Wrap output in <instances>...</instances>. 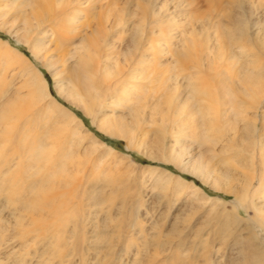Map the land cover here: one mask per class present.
I'll list each match as a JSON object with an SVG mask.
<instances>
[{
	"label": "bare ground",
	"instance_id": "bare-ground-1",
	"mask_svg": "<svg viewBox=\"0 0 264 264\" xmlns=\"http://www.w3.org/2000/svg\"><path fill=\"white\" fill-rule=\"evenodd\" d=\"M206 1L211 4L207 16L193 17L189 30L187 28L176 38L171 33L172 26L161 27L163 8L143 9L142 0H130L135 6L132 11L127 9L129 0H100L98 7L94 2L88 4L87 0H68L63 7L66 10L61 11L63 0H0V25L6 26L8 34L18 41L30 43L35 57L51 70L57 94L90 117L99 132L125 140L127 147H149L146 153L152 159L170 162L200 177L214 190L220 189L221 178L228 176V170L222 172L218 168L234 166L239 169L241 187L230 193H234L242 204L247 201L252 219L262 228L264 244L263 125L259 128L258 138L254 136L257 107L264 95V67L255 61L257 49L254 43L264 51V26L251 32L247 20L251 12L242 1L232 2L235 8L230 12L222 8L221 0ZM89 13L95 16L93 28L78 38L75 29L79 26L75 25V20L81 14L89 17ZM208 24L211 33L204 34L202 42H196L198 31L195 29L200 28L201 33ZM45 26L50 28L56 48L66 50L67 61H71L67 67L64 62L59 72L54 68L53 59L42 54L45 45L41 39L48 32ZM154 26L165 39L169 37L168 40L155 39ZM162 29L171 30L170 35ZM119 31L129 38L124 49L117 48L109 39ZM33 34L38 37L32 38ZM92 34L100 43L93 40ZM93 43L97 45L91 47ZM145 57L151 58L153 66L167 60L162 67L166 77H158V89L164 92L157 96L151 91L144 97L140 83H131L140 80L144 74L145 66L141 67ZM221 61L227 67L218 72L212 83L210 79L205 82L203 72L214 71ZM232 71L236 72L234 80H230ZM10 87L3 91L0 87V264L6 261L7 264H31L32 259H36V264H52L56 258L57 264H70L75 258L80 264L84 262V252L91 251L103 255L98 264H126L125 258L130 259L129 264H196V259L189 254L192 252V245H187L189 237H181L180 233L173 239L168 237L170 232L164 233L170 208L155 221L151 219L148 229L144 228L148 220L134 222V228H139L138 237L131 235L122 239L126 227L118 218L129 217L132 213V209L126 210L129 198L119 192L122 185L113 180L105 184L99 180L93 182L90 174L86 175L88 173L80 179L73 176L74 172L83 171L79 167L83 164H92L90 167L97 169L100 164H105L104 159L111 158L115 162L113 149L90 136L74 114L55 105L47 82L37 74L24 75V82L17 89ZM44 101L47 103L34 115L44 120L36 126L41 134L31 139L29 133L33 131L31 125L36 118L26 117L18 129L16 126L25 112H31ZM106 108L114 115L105 114ZM116 111L120 113L115 115ZM59 116L62 120L57 119ZM152 130L155 133L148 142L146 136ZM187 131L194 136L192 140L199 149L195 156L184 145ZM14 134L15 142L4 152ZM167 136L171 140L166 141V145ZM54 140H60L59 163L50 161L54 151L50 143ZM79 153L85 156L86 163H82ZM46 168L51 171L43 174ZM58 176L60 181H57ZM171 178V174L165 173L159 181L161 191H167ZM174 186L177 194L191 192L197 204L210 200L202 198L200 190L185 181H175ZM137 205L142 207V203ZM229 213L219 211L215 218L225 220L228 229L243 226L237 234L235 231L232 234L239 258L231 264H264L261 236L234 210ZM153 214L150 212L148 216L152 218ZM99 216L102 218L97 224L95 221ZM115 221L118 224L114 225ZM173 224L176 221L168 226L173 227ZM45 233L50 237H44ZM152 252L159 256L157 260L150 258ZM121 253L125 257H120ZM106 257L108 261L104 263Z\"/></svg>",
	"mask_w": 264,
	"mask_h": 264
},
{
	"label": "rangeland",
	"instance_id": "rangeland-1",
	"mask_svg": "<svg viewBox=\"0 0 264 264\" xmlns=\"http://www.w3.org/2000/svg\"><path fill=\"white\" fill-rule=\"evenodd\" d=\"M87 1H88V4H90V5H93L92 3L94 2V4H96L97 7L99 4H101L100 0H93V1L87 0ZM97 1H99V2H97ZM239 1L244 2L246 10H250V12H251L249 14L248 19H247L250 23V26H251V32L254 33V32L258 31L260 28L262 29V27L264 26V0H221L220 4H222V8H224L226 12L227 11L230 12V11L234 10V8H235V7H232L233 6L232 2H235V4H236V2H239ZM116 2L120 3V1L119 2L116 1ZM65 3L67 4L68 0H63V2L60 3V11L66 10V8L65 9L63 8L64 5H66ZM128 4L129 5H128L127 9H129V10L131 9V11L135 10L134 2H130V0H129ZM209 5H211V4L208 3V1H206V0H142V2H141V7H143V9L147 8L146 10L153 9V8L159 10L160 8H163L161 10V13H160L161 14L160 15L161 16L160 17L161 18L160 23H162L161 27L163 26V27L168 28V26H172L171 30H173V32L171 30H166V29L165 30L162 29V30L166 31V35H170V33H168V32L171 31V33L173 35H175L174 36L175 38L178 36L180 37L181 34L187 30V28L189 30V25H192L190 23H191V19H193V17H195V18L206 17L207 16L206 11L207 12L209 11V9H208ZM97 10H98V8H97ZM90 13H89V15H90ZM162 13H163V15H162ZM67 15H68V12L66 13V16ZM84 15L81 14L75 20V23H76L75 25L79 26L75 29V31H76L75 36L78 35L77 36L78 38H80L81 35L83 36V35H86L87 33H90V31L93 28L95 16L90 15L88 17V16H84ZM209 25L210 24L206 25V27L204 28L205 30L202 31L201 33H200V28L195 29V31L197 30L201 34V36L199 37L198 36L199 33L196 31L197 32L195 34V40L197 39L196 42L197 41H198V43L202 42L201 37L204 34L207 35V33H209V34L211 33L212 28ZM45 27H46L45 30L48 32L44 36V38L42 37V39H41V41L44 40V45L46 48V49L44 48V50L42 51V54L44 56L46 55L45 56L46 58L50 57L53 59V61L55 62L54 68H56V70H58V72H59L60 70L63 69V63L64 62H67V64H65V66L67 67L71 61H67V57H66L67 51L66 50H63L61 47L56 48V44L54 43L55 40H53L54 36L51 34L50 28L47 26H45ZM195 27H198L197 24L195 25ZM80 29H81V32L79 31ZM7 31H8V29L6 26L4 27L3 25H0V47H1L0 48V79L2 80V82L0 81V87H2V91L4 89L8 88V86H11L10 87L11 89L13 87H14V89H17V87H19L22 84V82H24V75L28 74L29 76H32L33 74H37L41 79H43L47 82V85L49 88L48 90L50 92V98L54 99L55 105H57L59 107L61 106L62 109H65V110L71 112L72 114H74V116L80 121V123L84 126V128L87 130V133H89L90 136L97 138L99 141L104 142L106 144V146L113 149V152H114L115 157H116L115 162L111 161L112 160L111 158H108V160L107 159L105 160L103 158L105 164H100L101 166L99 165V167L97 169H95V168L93 169V167H90L92 164L91 165H89V163L87 165L83 164V166H79L80 170L82 169L83 171L81 173H78V174H75L76 172H74L73 176L76 177L75 179H80L82 177V175H85L86 173H88L86 175L90 174L91 180L93 182H98V180H99L101 183L105 184L108 181L113 180L114 183H119L122 185L121 190L119 191L121 196L123 195L124 197L129 198V204H127L126 210L129 212L132 209V213L130 214L129 217L123 216V218H121V217L118 218L119 222L120 221L122 223L124 222L123 224H125V227H126L125 230L126 231L131 230L129 234H127L125 231V234L122 236V239L124 238V236L127 239L131 235H133L134 238H137L138 235H136V233H139L138 232L139 228H137V227L134 228L133 225H135L136 223L138 224L139 222L145 223L148 220V224H144V228L148 229L150 227L149 223H150L151 219H152V222L155 221L160 216V214H162V213L165 214L166 210L168 208H170V212L168 211L169 212V216H168L169 218L167 221H165L166 223L164 224V227H163L164 233L170 232L168 237H171L173 239H176L180 235V233H181V235H180L181 237L182 236L189 237L190 240L188 239L189 241L187 242V245L188 246H190V244L192 245L191 246L192 248L190 247L192 252H190L189 254L192 256V258L196 259V264H205L207 261H208L207 264L208 263L209 264L210 263L211 264H218V263L219 264H231L232 262H235L239 258V252H238V249L235 247L234 236L232 237V234H234V231L237 234L243 226L238 225L234 228L235 230L232 228L228 229V228H226V225L228 226V223L225 220H223L222 218H220V219H218L217 217L215 218V215L219 211H222V212H225L228 214L229 212L233 213V210H234L235 214L240 219L246 220V222L252 228V230L261 236L262 244H263L262 228L252 219L253 214H252L251 210H249L246 206L247 201L245 204H242L236 200L234 193H230V191L232 192L234 189H236V188L239 189L241 187L240 182L242 183V180H240L241 178H239V169L236 170V168L234 166L229 167V168H226V167L218 168V169L222 170V172L225 170H228V176H227V179L221 178L220 189L214 190V188H211L212 185L209 186L210 184L203 182V180L200 177L194 176V175L182 170L180 167L175 166L174 164H172L170 162H164L161 160V158L159 160L158 159L157 160L152 159V157L147 155L148 153H146V152H148L147 150L150 149L149 147L142 146V145H140V146L137 145L136 148L127 147V142L125 140L117 138V137H110V136H107L106 134H103L102 132H99L97 130L95 122L90 117L83 114L79 109L75 108L74 106H72L71 104L66 102L63 99V97H61L59 94H57L55 88H53L55 86V78L52 76L51 70L49 68H46L43 65L44 64L43 61H42L43 62L42 63L41 60H38L35 57V55L31 51L30 43L24 44V43L18 41L14 36L9 35ZM147 31H149V30H147ZM147 31L145 32V39L147 38V36H146L147 35L146 33H148ZM119 32L116 33V36H115V33L110 35L111 37L109 36V39H111V41H113L115 43L114 45L117 48L119 47V49H122V48L124 49L129 44V42H128L129 38H128L126 33L121 34V31H119ZM153 32H154L153 35L157 34V36H153L155 39H157L158 37H159L158 39L160 41H163L165 39L162 36L161 31L159 30V28L157 26L156 27L154 26ZM159 34H161V35H159ZM36 37H38L37 34L32 35V38L35 39ZM168 38H166L165 40H168ZM93 40L96 41L97 37L95 38V36H94ZM75 41L76 42L78 41L77 38ZM97 42L100 43L99 40H97ZM95 43H93V45L91 47H95V45H97ZM254 44H255V50L257 49L256 53L258 56V57L256 56L255 61H257L258 64H261L264 67V51L256 43H254ZM120 45H122V46H120ZM7 48L10 51L6 50ZM91 50H94V49H91ZM149 57H150V55H149ZM149 57L144 58L145 61L141 67V68H143V66H145L144 68L148 67V70H147V68L146 69L143 68V70H145V71H144V74L142 75L141 79L140 80L139 79L133 80L131 82L133 85L140 83L141 91H142L141 94L143 93L142 95L144 97L149 96V94H151L152 92L155 93L156 96L159 93L164 92L161 88L158 89L160 86L158 81H159V78L164 79L166 77V73L164 72V69L162 67H163V63H166L165 61H167V60L163 61L162 64L156 63V66H153L154 64H153L151 58L149 59ZM149 61H151L152 63L151 62L149 63ZM225 64H226L225 62L221 61L218 63V65L216 66L214 71H211L208 73L203 72L205 82L209 81V79H210V82L212 83L214 80L213 78L216 79V75L219 74L221 71H223L227 67ZM146 65H149L150 67H153V68H150L149 66H146ZM159 65H161V66H159ZM155 68L157 70L153 71ZM3 69H6V70H4L5 72L3 71ZM146 71L148 72V74ZM231 73L232 74L230 76V78H231L230 80H234L235 79L234 76H235L236 72L232 71ZM148 78L149 79L151 78V79L149 80ZM59 79L60 78H58V80ZM152 81H154V83ZM145 84L147 86H145ZM144 88H145V91H144ZM46 103H47V101H44L43 104L37 105L34 108V110H32L31 112H28L29 114L27 112H25L24 113L25 116H23L20 119L21 121L18 122L17 126L15 124L16 128L18 129L20 127V124L25 121L26 117H31L32 119L36 118V116L34 117L35 113L37 112V110L39 111L40 107ZM51 108H52V106H51ZM24 109H26V108L24 107ZM106 110L107 111L104 112L105 114H113V113H111L112 112L111 109L106 108ZM251 111L253 112V110H250V112ZM116 112H115V115L122 112V110L120 112H117V113ZM125 113L126 112H124V114ZM256 113H257V119H256L257 129L255 130L254 136H255V138H258L259 128L262 125L264 126V95L260 100V103H259V106L257 107ZM229 118H230V116H229ZM57 119L62 120L60 118V116ZM233 121H234V119H233ZM43 122H44V120L42 117H37L35 120L33 119L32 125H31V127H33V131L31 133H29V136H31V139H34V137H33L34 135H35V138H38L40 136L39 133L41 134V131L39 130V132H38L37 127H39ZM43 127L41 129H43ZM144 129H146V128H144ZM154 133H155V131L152 130L148 134V136H146V139L148 140V142L151 141V138H152ZM15 135L16 134L12 135L10 143L8 145H6V147L4 148V152L9 149L8 146L10 147V145L15 142V140L13 139ZM168 136H169V134H168ZM168 136L165 137L166 138L165 144L167 143L166 141H168V143H169L171 140L169 138L170 136L169 137ZM186 136H187V138L185 139V143H184L185 148L192 156H195L198 153L199 149L196 147L197 145L194 144V141L192 140V138H194V136H191L189 131L186 132ZM28 139H30V137ZM21 140H23V139L21 138ZM23 143H25V141ZM51 145H52L54 151L51 153L50 161L59 163L60 162V140L59 141H56V140L52 141V143H50V147H51ZM79 155H80L79 157H80V160L82 161V163L83 162L86 163V160H84L85 156H83L81 153H79ZM111 162H113V163H111ZM49 169L50 168L44 169L43 174L51 171ZM234 170H236V171H234ZM165 173L171 174L172 178L170 179L171 183H170L167 191L164 192V191L160 190L161 183L159 181L162 178H164ZM237 178H239L238 179L239 182L236 181ZM122 180H123V183H122ZM179 180L182 182L185 181L190 186L192 185V186L196 187L197 189H199L200 190L199 192L202 195V198L205 197L207 199H210L212 202H214V200H216L217 202H215V204H214L210 200H207V201L203 200L197 204L196 197L193 198V196L191 195V192L181 191V192H179V194H177L175 192L174 183H175V181H179ZM57 181H60L59 176L57 177ZM89 184H90V182H89ZM125 184H127V185H125ZM59 192H60V190L57 191V193H59ZM190 195H191V197H190ZM186 200L189 202H187ZM139 203L140 204L142 203V207L141 206L137 207L138 206L137 204H139ZM217 204L218 205L222 204L224 208H222L221 205L218 207ZM195 209H197V210H195ZM150 212L155 213L152 215L153 216L152 218H150V215L148 216V213H150ZM231 213H229V214H231ZM101 218L102 217L99 216L95 222L97 224H100ZM174 221H176V224H173V227L168 226L169 224L173 223ZM134 222H136V223L134 224ZM168 222H170V223L168 224ZM230 222H231V220H230ZM116 224H118L117 221H115L114 225H116ZM128 227H130V229ZM56 229H57V227H56ZM244 233H246V232H244ZM43 236L46 238L50 237L46 233L43 234ZM194 236H196L197 238H194ZM124 240H125V238H124ZM233 246L235 247V249ZM263 246H264V244H263ZM215 249H218V250L216 251ZM16 251H18V250H16ZM236 251L238 252V255H237ZM121 254H120L121 256L119 255L120 257H125L124 253H121ZM20 255H21V253H19V255H17V257L19 259L21 257ZM209 255H210V257H209ZM83 257H84V262L80 263V264H87V263L88 264H98L101 262L100 259L103 258V255H101L99 252L96 253L94 251L93 252L91 251V252H88L87 254H85V252H84ZM117 257L118 256H115L114 258H117ZM18 258H17V260H18ZM27 258L30 259L29 257H27ZM27 258H26V260H27ZM150 258L152 260H157L159 258V256L157 255V253L154 254L152 252ZM76 259L78 260V258H75L74 259L75 262H72L70 264H79L76 261ZM35 260L36 259H34V260L32 259L31 264H36ZM129 260H130L129 258L128 259L125 258V262L127 261L126 264L130 263ZM107 261H108V258L106 257V260L104 261V263H106ZM213 261L215 263H213ZM113 262H114V259H113ZM5 263L7 264L8 261L4 262V264ZM54 263L55 264L58 263V258L52 260V264H54ZM2 264H3V262H2Z\"/></svg>",
	"mask_w": 264,
	"mask_h": 264
}]
</instances>
